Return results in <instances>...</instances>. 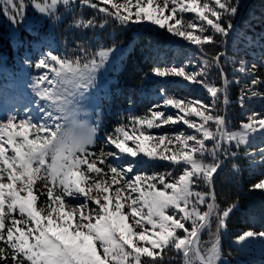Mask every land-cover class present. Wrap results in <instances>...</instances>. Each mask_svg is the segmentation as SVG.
Returning a JSON list of instances; mask_svg holds the SVG:
<instances>
[{
  "label": "snow or ice",
  "instance_id": "6c2138e0",
  "mask_svg": "<svg viewBox=\"0 0 264 264\" xmlns=\"http://www.w3.org/2000/svg\"><path fill=\"white\" fill-rule=\"evenodd\" d=\"M85 7L95 14L78 11ZM29 8L53 21L71 14L79 30L155 26L195 45L202 55L191 68L150 72L198 85L210 100L161 90L162 104L130 114L98 141L100 125L81 119V101L116 48L47 51L30 65L37 115L28 108L0 120V264H231L221 238L238 201L219 202L216 177L226 161L238 173L245 159L257 176L249 190L264 191V112L250 108L264 101V37L261 65L226 51L240 0H0L14 25ZM233 86L238 125L229 119ZM257 240L264 231L248 229L234 243Z\"/></svg>",
  "mask_w": 264,
  "mask_h": 264
},
{
  "label": "trees",
  "instance_id": "16d2710c",
  "mask_svg": "<svg viewBox=\"0 0 264 264\" xmlns=\"http://www.w3.org/2000/svg\"><path fill=\"white\" fill-rule=\"evenodd\" d=\"M78 11L86 17L95 14L92 9L86 7L78 9ZM71 24V14L65 13L60 20L55 21L53 27L50 25L40 27L39 34L51 37L50 40L55 44V48L52 49L55 54L70 55L71 49L77 44L87 45L93 50L100 45L118 46L126 51V56L121 59L120 68L116 71L112 92L104 98L105 101L102 104L106 122L102 126L100 124V132L104 135L111 129L110 124L113 120L123 121L120 116L116 115L117 113H114L115 109L125 110V108L133 107L134 111L141 115L154 104L156 99L154 96L160 94L161 90H164L168 95L181 98L210 100L207 91L198 85L190 84L179 77H155L150 72L151 68L157 65L170 67L186 64L189 60L187 57L189 52L193 54L194 58L201 57L202 54L195 45L188 44L180 38L171 37L155 26H150L147 29L143 25L121 28L110 23L104 29L79 30L71 27ZM234 25L235 31L231 34L226 47L228 56L241 57L249 65L251 63L261 65L264 0H240V9L234 20ZM6 27L3 26L7 31ZM15 27L12 32L7 31L10 35L6 36L4 44L10 41L11 48H18L14 52H7L4 62H0L2 70L0 72L4 71L5 65L8 66L7 62L22 63L23 58L20 53L27 45L26 42H32L34 39V35L20 29V25H15ZM14 33L15 36H13ZM24 33H27L28 36L23 38V41H13L18 34L22 37ZM21 48L22 50H20ZM1 58L2 55H0V60ZM226 69L231 76L233 66L227 64ZM258 74L264 76V66L259 67ZM213 78L219 83L218 75L214 74ZM238 95L239 88L233 86L230 93L233 103L229 106V119L233 125H238L239 121L244 118L236 103ZM250 108L264 112V101H252ZM113 129L112 127L111 130ZM256 144H260L258 139ZM237 163L240 166L238 173L233 172L231 161H226L223 171L216 177L215 189L219 202L223 205L230 201H238V207L230 216L229 229L222 236L221 244L225 254L231 253L229 257L231 264H264V252H244L231 245V240L244 230L264 231V191L249 190L257 176L249 168L245 159H240ZM202 238L205 240L206 236Z\"/></svg>",
  "mask_w": 264,
  "mask_h": 264
},
{
  "label": "rangeland",
  "instance_id": "374dc122",
  "mask_svg": "<svg viewBox=\"0 0 264 264\" xmlns=\"http://www.w3.org/2000/svg\"><path fill=\"white\" fill-rule=\"evenodd\" d=\"M47 22V24H45ZM55 24V21L53 20H47L43 17H41L38 13H36L33 9L29 8L26 13L25 19L20 22L19 24L21 28L24 29L25 31L29 32V34L34 35V39L32 42H26V46L24 50L22 48L20 50V56L23 58L21 60L22 63L19 62H7V69L4 70V73L1 75V80H0V91L5 92L4 88L6 85H11L13 89L11 90L12 92L9 91L8 94L4 96L5 99L9 100L12 99V97H16L17 94L21 96L22 94V99H20L19 104H13L15 107L14 113L16 112H21L23 113L26 111L28 108L33 109L32 114L37 115L35 109H36V104L35 100L37 99L34 94L32 93L31 90V82L32 79L35 75H37V70H35L33 67H30V65L34 64L37 62L40 58L43 57L44 54H46L47 51L55 48L54 43L50 40L51 37H46L45 35L42 36L39 34V29H41V26L44 25H50L53 27ZM3 26H7L6 29L9 32H12L14 30L15 25L12 24L5 16L0 14V55H2V58L0 62H4V57L6 56L7 52H14L18 47L16 48H11L12 44L10 41L5 43L6 36L10 35L9 32L3 28ZM16 28V27H15ZM4 29V31H3ZM16 34L14 33L13 36ZM21 35L18 34L17 38L15 37L13 39L14 42L16 41H23V38H27V33H24L22 37ZM32 38V37H31ZM30 38V39H31ZM22 39V40H19ZM10 40V39H9ZM116 48L115 53L110 57V61L107 65H105L104 69H102L98 74H97V86L94 89H91L87 94L86 98L81 101V107L82 111L87 113V116H82L81 119L85 120L89 124H102L106 122L104 118V108L102 107V104L104 103L105 99L108 95L111 94L113 84L116 80V71L119 70L120 64H121V59H123L126 56V51L123 50V48L114 46ZM54 52V51H53ZM193 54L190 52L187 54L188 57V62L186 64H189V68H191L192 65H195L198 63V60L200 57H193ZM1 70V68H0ZM12 78V79H11ZM154 97H156L154 104L161 103L163 102V97L160 94H156ZM103 98V99H102ZM194 99V98H192ZM202 101V100H201ZM153 104V105H154ZM152 105V106H153ZM150 106V107H152ZM148 107L147 110L150 108ZM3 109V105L0 102V120L4 119L5 117L10 114V112H6ZM11 111V110H10ZM167 112L174 113L176 110L175 109H167ZM13 112V111H11ZM144 111L143 114L146 113ZM117 113L116 115L120 116V118L125 120L130 114H135V115H140L136 113L133 109V107L125 108V110L122 109H115V112ZM242 113V110H241ZM141 114V115H143ZM195 119V117H193ZM119 121L117 119L113 120L112 123L110 124V127L114 128ZM176 128H184L186 129V126L184 125H173V126H168V130H173ZM108 130L107 132H111L112 130ZM101 128L99 127V130L97 132V137L100 139L99 141H102L101 139L104 137V134L100 132ZM160 130H153V132H158ZM191 131V130H187ZM205 240H208L209 237L207 234ZM231 245L235 248H238L241 251L244 252H251L254 251L256 253H263L264 252V241L263 240H257L253 242L251 245L240 248L238 245L234 243V239L231 240Z\"/></svg>",
  "mask_w": 264,
  "mask_h": 264
}]
</instances>
